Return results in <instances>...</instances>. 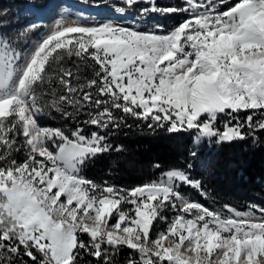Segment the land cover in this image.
Wrapping results in <instances>:
<instances>
[{
	"label": "snow or ice",
	"instance_id": "1",
	"mask_svg": "<svg viewBox=\"0 0 264 264\" xmlns=\"http://www.w3.org/2000/svg\"><path fill=\"white\" fill-rule=\"evenodd\" d=\"M57 12L30 51L0 34V264H120L125 247L124 264H264V205L216 209L186 197L185 186L208 198L191 163L133 188L82 175L113 151L110 136L128 118L194 137L189 160L205 141L257 144L264 0H76ZM156 17L180 19L166 27ZM46 111L73 126L42 127Z\"/></svg>",
	"mask_w": 264,
	"mask_h": 264
},
{
	"label": "trees",
	"instance_id": "2",
	"mask_svg": "<svg viewBox=\"0 0 264 264\" xmlns=\"http://www.w3.org/2000/svg\"><path fill=\"white\" fill-rule=\"evenodd\" d=\"M27 1L36 6H42L47 2V0H0V30L2 34L13 37L21 50L41 28L27 32L23 36L19 35L25 26L35 22L34 20L28 24L25 22L30 17L22 12ZM115 2L116 0H109V3ZM176 2L178 0H158L161 6ZM130 11L136 15L135 10ZM156 19L163 22L166 27H171L178 23L180 17ZM244 115L242 114L241 118ZM39 123L42 127L49 128L70 129L73 126V122L65 121L55 111L43 113L39 117ZM218 126L223 127V120ZM258 136L259 142L255 145L251 139L243 143L222 146L202 142L195 149L198 151L197 158L189 160L188 154L194 149V137L187 133L169 134L164 129L150 130L143 121L128 118L126 125L110 136L109 142L113 145V151L90 162L82 175L98 184L106 181L116 187L133 188L159 179L162 171L173 167H186L187 163H191V175L202 180L208 198L204 199L196 190L185 186L181 191L186 197L198 200L208 208L219 209L228 204L235 209L247 210L249 203L264 205V133ZM117 146L121 147L122 151H115ZM23 153V150L17 153V158L22 159ZM157 163L160 164V169L155 167ZM173 213L175 212L166 209L162 214L170 220ZM164 225L162 221L156 222L155 231L163 230ZM128 255L129 250L123 248L117 257L120 264H124Z\"/></svg>",
	"mask_w": 264,
	"mask_h": 264
},
{
	"label": "bare ground",
	"instance_id": "3",
	"mask_svg": "<svg viewBox=\"0 0 264 264\" xmlns=\"http://www.w3.org/2000/svg\"><path fill=\"white\" fill-rule=\"evenodd\" d=\"M75 3H76V0H48L45 3V5L36 6L31 1H27L26 5H25V10H28L30 8H35V9H47L50 12L52 9H58L60 6H63V7L65 6V8L67 10L72 11L73 5ZM49 12H45L42 14V16L38 17L39 19L43 20L42 22H44L45 25H47V27H44L41 30L42 36L51 31V28L54 26L55 19L58 16V12L56 15H50ZM132 16H135V15L130 11V17H132ZM35 41H36L35 37L30 38L26 47L23 50H29L30 51L32 49L31 47L33 46Z\"/></svg>",
	"mask_w": 264,
	"mask_h": 264
},
{
	"label": "rangeland",
	"instance_id": "4",
	"mask_svg": "<svg viewBox=\"0 0 264 264\" xmlns=\"http://www.w3.org/2000/svg\"><path fill=\"white\" fill-rule=\"evenodd\" d=\"M26 14V16H30L28 19H26L25 20V22L28 24L29 22H32L33 20L34 21H37L38 20V18L36 17V16H33V15H31L27 10H25V12H23V14ZM40 20V19H39ZM157 20V19H156ZM43 20H41V22H42ZM158 21H160V20H158ZM42 23H44V22H42ZM44 27H41V29H39V31H37L36 32V36H34L35 37V39H36V41L34 42V44H33V46L31 47V48H33L34 46H35V43L42 37V34H41V30L43 29ZM40 32V33H39ZM41 34V35H40ZM24 155H25V152L23 153ZM168 210L169 211H173L171 208H168ZM237 210H240V209H237ZM240 211H247V210H240ZM175 215V213H173L172 215H171V218L173 217ZM171 220V219H170ZM165 228L167 227V224L165 223Z\"/></svg>",
	"mask_w": 264,
	"mask_h": 264
}]
</instances>
